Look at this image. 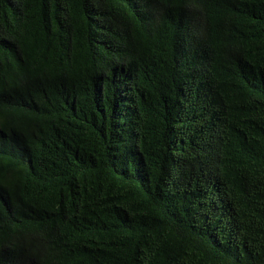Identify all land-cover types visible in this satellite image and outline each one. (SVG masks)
Instances as JSON below:
<instances>
[{
    "label": "trees",
    "instance_id": "1",
    "mask_svg": "<svg viewBox=\"0 0 264 264\" xmlns=\"http://www.w3.org/2000/svg\"><path fill=\"white\" fill-rule=\"evenodd\" d=\"M0 264H264V0H0Z\"/></svg>",
    "mask_w": 264,
    "mask_h": 264
}]
</instances>
